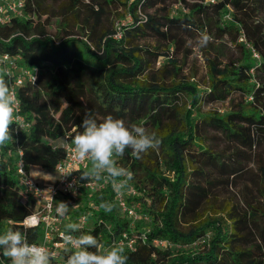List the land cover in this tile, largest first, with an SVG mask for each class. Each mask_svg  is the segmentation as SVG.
Wrapping results in <instances>:
<instances>
[{
  "label": "trees",
  "instance_id": "16d2710c",
  "mask_svg": "<svg viewBox=\"0 0 264 264\" xmlns=\"http://www.w3.org/2000/svg\"><path fill=\"white\" fill-rule=\"evenodd\" d=\"M82 1L69 0L61 12L59 0H26V17L0 26V53L21 54L25 66L39 69L37 83L18 93L31 127L13 124L12 140L0 146V234L12 227L40 242L39 228L22 225L35 200L24 198L18 183L19 152L28 169L53 171L65 158L60 139L80 130L86 112L98 120L111 114L161 140L142 159L130 149L117 158L134 173L130 184L139 193L128 203L151 220L145 240L125 249L127 264H264V0H126L133 20L119 26L121 38L114 37L118 29L101 34L88 25L71 36L65 18ZM86 1L93 12L114 2ZM58 16L59 29L49 33ZM204 31L212 37L202 48L207 79L179 78L175 57L188 58V37ZM146 38L151 44L141 43ZM160 57L166 60L157 66ZM223 102L227 110H203ZM114 197L110 189L84 195L74 222L91 202L97 224L76 235L90 233L109 246L113 236L147 230L145 221L132 227ZM102 201L112 202V211L100 208ZM0 264H10L2 250Z\"/></svg>",
  "mask_w": 264,
  "mask_h": 264
},
{
  "label": "clouds",
  "instance_id": "9594fccd",
  "mask_svg": "<svg viewBox=\"0 0 264 264\" xmlns=\"http://www.w3.org/2000/svg\"><path fill=\"white\" fill-rule=\"evenodd\" d=\"M211 41V35L201 32L196 47L202 49ZM18 105L14 91L0 76V146L12 140L11 126L18 118ZM79 129L72 138L74 156L78 161L90 162V168L81 172L80 178L108 181L117 193L130 188L134 179V173L118 164L117 158L130 149L133 158L142 159L150 149L156 151L161 144L156 132H149L142 125L126 124L111 114L98 120L86 112ZM99 207L110 212L114 205L110 201H102ZM55 211L59 218H65L70 208L66 202H59ZM79 230L78 223L70 222L65 226V264H127L128 256L120 243L105 246L90 233L73 235ZM0 250L9 258L10 264H52L55 259V253L48 247L29 243L25 233L12 227L0 234Z\"/></svg>",
  "mask_w": 264,
  "mask_h": 264
},
{
  "label": "built area",
  "instance_id": "2783aa9c",
  "mask_svg": "<svg viewBox=\"0 0 264 264\" xmlns=\"http://www.w3.org/2000/svg\"><path fill=\"white\" fill-rule=\"evenodd\" d=\"M219 1L207 0L206 2L217 3ZM25 5L26 0H0V26L10 24L15 18L26 17L24 12ZM114 37H122V32L119 27ZM254 56L259 58L256 52H254ZM0 76L7 81L19 101L17 108L18 118L13 124L19 129H29L31 123L21 113L18 93L22 86L37 83L39 69L37 67L30 68L25 66L21 54L12 55L5 52L0 53ZM74 135V130L67 131L57 145L65 151V158L58 163L53 171L46 172L47 174L54 173V178L42 177L33 172L34 168L28 169L23 161L22 151L19 152L16 162L18 183L22 188V194L24 198L32 197L35 200L34 212L25 218L22 225L25 227L39 228L41 234L40 242L35 244H42L55 253V259L52 264H65L67 253L64 251L63 236L65 234V226L68 223H78L80 230L92 229L97 224V220L93 217L91 211V208L95 207L91 202L87 204L88 209L74 222L75 211L86 206L83 201L84 195L92 196L97 192H104L110 189L115 194V206L119 212L130 220L132 227L140 221H149L148 216L141 214L137 207L128 203V198L139 195L133 186L125 188L121 193H117L108 181H96L94 179L81 181L79 179V173L88 170L90 168V162L75 159L72 145ZM38 176L39 178H37ZM59 202H66L70 208L65 218H59L56 214V204ZM90 222L92 225H89ZM148 232L149 229L136 236L128 235L127 233L113 236L111 244L117 242L125 249L133 251L136 249V242L141 239L145 240L146 233ZM73 235H76V233H73ZM155 243L160 246H166L168 244L163 240H156Z\"/></svg>",
  "mask_w": 264,
  "mask_h": 264
},
{
  "label": "rangeland",
  "instance_id": "374dc122",
  "mask_svg": "<svg viewBox=\"0 0 264 264\" xmlns=\"http://www.w3.org/2000/svg\"><path fill=\"white\" fill-rule=\"evenodd\" d=\"M61 2L60 11L63 12L66 8V6H69V0H59ZM91 5L86 1H82L78 7L74 10H72L65 18L64 22L69 25V33L73 37H80V29L84 27L86 29V25L90 27H96L97 31L101 34H105L109 31H115L118 29L119 26H126L130 24L133 20V17L129 10V3L126 0H114L113 3H111L104 11L96 10L95 12L92 11ZM184 8L182 5H176L174 6V10H179ZM155 8H149L148 14H154ZM144 16V14H141ZM144 18V17H143ZM62 20L61 16H58L56 19L52 21V24L47 29L49 33H56L59 29L58 24ZM196 36H189L187 40L188 47L192 50V54L188 58H183L181 54H179L177 57V60L179 61V64L183 67L182 74L179 78L184 77H190L193 74H196V80L191 79L192 81L196 82H204L207 79V70H206V62L204 60L203 50L196 47ZM153 40L146 38L145 40H142V44L149 45L151 44ZM82 56L86 58L87 54L83 53ZM164 57H160L157 66H161L165 62ZM215 110L219 109L220 111L227 110L228 109V102L223 103H215L209 106H204L203 110ZM251 167L254 166L253 163L250 164ZM256 168V167H254ZM38 175L41 176L40 173ZM37 176V175H36ZM39 178V176L37 177ZM92 222V221H91ZM90 222L89 225H92ZM146 224H141L140 226L142 228H151V220L148 222H145ZM139 226V225H138ZM133 227H137V224H135Z\"/></svg>",
  "mask_w": 264,
  "mask_h": 264
},
{
  "label": "crops",
  "instance_id": "0c3cea01",
  "mask_svg": "<svg viewBox=\"0 0 264 264\" xmlns=\"http://www.w3.org/2000/svg\"><path fill=\"white\" fill-rule=\"evenodd\" d=\"M33 172L35 173V174H38V173H40L41 174V176L42 177H47V178H54L55 177V174L54 173H52V174H47L48 172L46 171V170H44V169H42V168H39V167H35L34 169H33ZM47 172V173H46Z\"/></svg>",
  "mask_w": 264,
  "mask_h": 264
}]
</instances>
